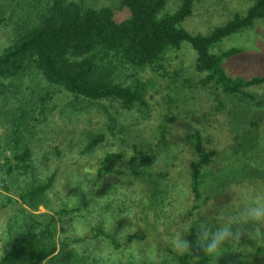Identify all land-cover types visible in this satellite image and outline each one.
<instances>
[{
	"label": "trees",
	"instance_id": "1",
	"mask_svg": "<svg viewBox=\"0 0 264 264\" xmlns=\"http://www.w3.org/2000/svg\"><path fill=\"white\" fill-rule=\"evenodd\" d=\"M166 1L119 0V8L127 9L128 16L118 20L112 6L98 4L97 0H0V25L13 20L11 22H16L17 27L11 41L0 51V92L32 89L27 108H23L21 112L11 110L8 114L0 111V114L13 118L14 124L10 132L15 135L13 140L0 149L4 156V160L0 162V187L9 194L15 192L18 183L25 182V176L34 172V148L40 147L41 142L50 138L51 131L62 130L55 113L61 114L63 122H66L67 116L62 113L63 108L57 102L58 93L64 92L70 97L67 112L76 117H79V111L87 113L92 108L102 109L105 117L113 123L108 125L112 131L116 127V115L113 113L117 111L110 112L108 109L111 106H115L121 113H132L138 106L148 105L147 83L139 77L132 80L127 76L122 77V71L146 67L159 71L163 68L165 55L172 50H179L184 41L189 42L195 50L194 70L201 77L200 83L210 93L216 92L214 98L218 101L215 105L217 109L225 105L220 100L218 91L254 102L258 106L263 105L264 99L259 98L254 89L264 85V75L233 76L223 66L226 59L241 53L243 49L230 47L214 52L212 47L224 37L252 27L256 20L264 19V0H252L244 13L234 14L225 24L215 27L208 34H193L182 26L185 18L192 14L196 0H180V6L174 12L163 13ZM35 77L49 87H43L42 90L31 88ZM24 82L28 85L22 88ZM166 118L168 122L173 120L169 115ZM251 124L257 125L258 121L252 119ZM189 127L190 124L183 134L190 151L182 160L186 165L184 173L187 178L182 182V185L186 183V188L181 189L183 196L180 204L185 208L184 216L191 221L190 227L179 236L178 243L186 239L193 247L192 251L181 247L175 250L177 248L165 245L167 258L176 259L178 264H264V239L251 238L249 233L254 231L251 224L244 226L238 243L225 245L221 256L215 259L207 258L199 247H194L198 229L191 230L201 219L218 226V217L235 214L250 198H258L251 196L248 191L256 181L264 183V179L256 176L242 179L234 176L231 170L243 165L264 169V147L252 139L247 142L242 138L239 140V134H235L231 143L228 142L224 150H220L205 144L201 129L195 127L191 131ZM160 128L162 130L158 132L163 137L168 133L169 127L165 124ZM158 132L154 130L148 137L135 140V155L126 157L124 150H108L99 157V166L93 177L96 185H91L89 192L98 195L101 191L99 185L103 180L112 178V175L123 174L132 176L136 187L141 184L135 198L144 194L143 190L150 187L147 178L152 176V173L143 170L144 163L149 161L150 156L160 157L161 162H165L168 157L165 155V136L160 137ZM105 140L106 134L102 131H88L82 139L83 148L78 157L94 151ZM123 143L121 145L125 148L130 146L129 143ZM70 146L73 150L75 145L70 143ZM55 150L58 156L61 155L59 145L55 146ZM47 155L45 153L44 156ZM218 155L226 161L228 172L217 191L206 194L204 190L211 177L210 166ZM135 161L139 163L136 164ZM122 165L126 168L118 169ZM56 174V170H53L46 179L30 184L27 191L18 192V195L30 207L37 208L41 197L48 195L53 188ZM103 187L104 190H109L112 185L105 181ZM171 187V184H167L162 189V198L152 197L148 202L143 197L135 199L139 203L134 206L132 214L145 224L142 228L150 225L155 230L157 224L162 228L165 222H161V218L169 219V211L172 213V209L168 206H173V201L170 200ZM81 196L83 198L78 202L83 201L82 205L72 208L64 205L61 209L55 208L52 215L49 212L40 214L42 219L37 222L32 219L25 223V228L8 240L5 252L2 251L0 242V264H108L102 257L99 246H96L103 238L113 245L110 253L112 256L118 250L124 254V243L117 238L115 231L111 233L110 229L105 228V219L97 224L91 223L90 233L83 237L70 239L64 234L68 214L87 208L89 201L94 203L91 207L97 209V199H87L84 193ZM166 196L168 198L165 203ZM7 198L12 200L10 195ZM91 207L88 212H91ZM148 208L153 211L152 215ZM103 212H111V215L107 214L108 218L113 217L112 210L104 208ZM196 214L200 217L198 220L195 218ZM83 216L85 215H81ZM123 220L120 219L119 224ZM58 225L61 228L59 231ZM176 232L179 231L172 233ZM156 234L162 239L164 229L158 230ZM146 238L147 233L141 232L127 235L129 242L139 243ZM87 239L90 240V244H87L89 249L82 247ZM80 242L82 245H73ZM163 244L160 241L154 246L158 255H161ZM170 244L172 242L168 245ZM134 248L137 250V246ZM116 259L119 261L116 262ZM112 260L113 264H148L145 257L136 253L126 260L128 263H123L121 257Z\"/></svg>",
	"mask_w": 264,
	"mask_h": 264
},
{
	"label": "rangeland",
	"instance_id": "2",
	"mask_svg": "<svg viewBox=\"0 0 264 264\" xmlns=\"http://www.w3.org/2000/svg\"><path fill=\"white\" fill-rule=\"evenodd\" d=\"M97 2L101 5L112 6L118 20H123L128 16L127 9L119 8V0H97ZM251 2L252 0H196L192 14L185 18L182 26L193 34H208L215 27L225 24L234 14L244 13ZM179 6L180 0H167L163 13L174 12ZM11 21L13 20L0 25V51L11 41L17 28L16 22ZM230 47L243 49L241 53L223 62L225 70L230 75L247 77L256 74L264 75V19L256 20L252 27H246L224 37L212 47V51L219 52ZM195 56L196 53L191 44L184 41L179 50H172L165 55L163 68L159 71H154L151 67L123 70L122 77H130L131 80L139 77L147 83L148 93L146 99L148 105H140L132 113H121L118 109L116 110L115 106H111L108 109L110 112L117 111L113 113L116 115L114 122L116 127L112 131L108 125H113V123L108 117H105L102 109L92 108L87 113L79 111V117H76L74 114L67 112L70 108V97H67L64 92L58 93L56 96L57 102L63 108L62 113L67 116L66 122H63L61 114L55 113L56 119L59 121V127L62 130L51 131L50 138L41 142L40 147L36 146L34 148L32 156L34 172L32 175L25 176L23 180L25 182L18 183L15 192L9 194L0 187V242L3 245H1L3 252H5L4 249L8 240L21 232L25 228V226L23 227L25 223L32 219L37 222L42 219V216H39L40 214L49 212L52 215L55 213V208L61 209L64 205L66 208L82 205L83 201H78L82 200L81 194L84 193L87 199L94 197L99 201L96 205L97 209L91 207L94 203L91 204L92 201H89L90 205L88 204L87 208L83 207L75 213L67 215L64 234L70 239L83 237L90 233L91 223L97 224L105 219V228L110 229L111 233L115 231L117 238L124 243L123 249L125 250L124 254L120 250L115 251V255L112 256L110 253L113 245L109 240L103 238L97 242L96 246H99L101 255L107 260L108 264H113L114 260L112 259L120 257L123 263H128L126 260L135 253L145 257L148 264H178L176 259L171 258L169 260L167 258L168 252L165 245L173 246L177 248L175 250H179L181 242L178 243V238L182 232L190 227L191 220L189 217L184 216L185 208L180 204V199L183 196L181 189L186 188V183L182 185V182L187 178L186 173H184L186 165L183 164L182 160L190 151L185 139H183L185 129L188 128L189 124L191 131L195 127L201 129L205 137V144L210 147H218L220 150H224L228 142L231 143V138H234L235 134H239V140L242 138L247 142L252 139L255 142L258 141L264 147V103L258 106L254 102L224 95L218 91L217 94L225 105L217 109L215 105L218 101H215L214 98L216 92L210 93L200 83L201 77L194 70ZM34 81L35 83L31 88L42 90L43 87H49L36 77ZM26 85H28L27 82L22 83V88H25ZM13 90H15V93H13ZM13 90L0 92V111L6 114L10 113L11 110L21 112L23 108L28 107L32 89L23 92ZM254 93L259 98L264 99V85L254 89ZM166 115L173 117L172 122L167 121ZM252 119H256L258 124H251ZM13 124L14 120L11 116L0 114V149L2 145H6L15 138V135L10 132ZM165 124L169 127L168 133L164 135L165 137L163 136L166 142L165 155L168 157L165 162L163 160L161 162L160 157L150 156L149 161L144 163L143 170L152 173V176L150 175L147 178L150 187L145 191L143 190L144 194L135 198L134 195L139 191L141 184L136 187L133 184L132 176H123V174L116 173V175H112V178H105V181L112 185L109 190H104L103 184L105 181L103 180V182L100 181L102 184L99 185L101 191L98 195L89 192V187L96 185L93 177L99 166V157L108 150H124L126 157L131 154L135 155V149L133 148L135 140L140 141L139 139L148 137L149 133L154 130L156 132L162 130L160 126ZM118 129L121 130L118 131ZM90 130L102 131L106 134V140L98 145L94 151L78 157L80 149L83 148L82 139ZM158 135L162 137L160 132H158ZM124 141L129 143L130 146L125 148L121 145ZM70 143L75 145L73 150ZM56 145H59L62 151L59 156L55 150ZM45 153L48 155L44 156ZM219 155L214 158L210 166L211 177L204 190L206 194H214L228 172L226 161ZM3 160L4 156L0 153V162ZM135 163L138 164L139 161H135ZM119 168L125 169L126 167L122 165L118 166ZM53 170H56L57 173L53 188L48 195L41 197L37 208L30 207L29 203L21 199L18 192L27 191L30 184H37L39 181L46 179ZM231 171H233L234 176L242 179L249 176L264 179V169L250 165H243ZM228 181H230V178H228ZM167 184L172 186L170 200L173 201V206H168V208L171 207L172 213L169 211L171 214L169 219L161 218L160 221L165 222V224H162L164 229L163 238L159 239L156 233L162 229L159 227L160 224H157L155 230L150 225L142 228L145 224H142L139 221L140 219L136 218L132 212L135 210L134 206L139 203L135 199L143 197L148 202L152 197L153 199L154 197L162 198L164 196V194L162 195V189ZM142 187H144V184H142ZM227 192L230 193L229 190ZM248 193L251 196L264 198V183L256 181ZM9 195L12 200L7 198ZM167 198L168 196L165 198V203ZM90 207L91 212H88ZM104 208L113 211L112 218L111 216L110 219L108 218L111 212H108V215L103 212ZM148 212L151 215L153 214V211L149 208ZM81 215L85 216L81 217ZM199 215H202V213ZM199 215H195L197 220L200 218ZM118 219L124 220L119 224ZM169 226L171 228H168ZM60 229L58 225V231ZM175 230L179 232L173 234L172 232ZM132 232L147 233V238L139 243L129 242L127 235ZM153 241H155V244H153ZM160 241H163L164 244L160 252L161 255H158L159 253L154 251V246ZM170 242L172 244L168 245ZM87 244H90L89 239L83 245L82 242L73 245H82V247L86 246L89 249ZM135 246H137V250L134 248ZM115 261L118 262L119 259Z\"/></svg>",
	"mask_w": 264,
	"mask_h": 264
},
{
	"label": "clouds",
	"instance_id": "3",
	"mask_svg": "<svg viewBox=\"0 0 264 264\" xmlns=\"http://www.w3.org/2000/svg\"><path fill=\"white\" fill-rule=\"evenodd\" d=\"M217 220L218 226L201 219L191 228V230L198 229L194 247H199L204 256L209 259L221 256L225 245L238 243L245 225L254 226V231L249 233L251 238L264 239V198H250L237 213L224 218L218 217ZM180 247L192 251L193 246L183 239Z\"/></svg>",
	"mask_w": 264,
	"mask_h": 264
}]
</instances>
